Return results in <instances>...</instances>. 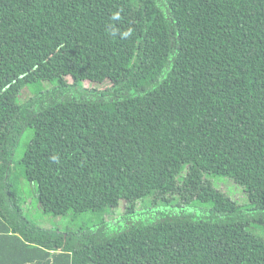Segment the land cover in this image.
<instances>
[{"label":"trees","instance_id":"trees-1","mask_svg":"<svg viewBox=\"0 0 264 264\" xmlns=\"http://www.w3.org/2000/svg\"><path fill=\"white\" fill-rule=\"evenodd\" d=\"M25 185L61 219L178 202L51 235L66 264H264V0H0V216L25 215Z\"/></svg>","mask_w":264,"mask_h":264},{"label":"rangeland","instance_id":"rangeland-1","mask_svg":"<svg viewBox=\"0 0 264 264\" xmlns=\"http://www.w3.org/2000/svg\"><path fill=\"white\" fill-rule=\"evenodd\" d=\"M177 18L180 21L182 33H186L190 29V23L185 17L182 10H179ZM133 28H136L137 19L132 17ZM126 70L121 65L114 66L109 79L104 81L102 84H89L88 82L83 83L84 87L87 88H96L98 90H104L111 86L113 83L118 81L124 74ZM18 97L19 102H23L26 99V95H31L30 90H23ZM25 140H21L16 154L20 156L24 150ZM17 158V157H15ZM215 187L226 193L229 197L236 200L239 204L244 205L246 203L245 196L242 192V189L235 185L230 179L226 177H212L210 179ZM21 194L25 198V203L29 211V215L35 216H52L51 214H44L41 207L38 205L34 198V186L25 185ZM153 196L146 197L135 203V208L133 213L126 211V203L120 202L119 206L115 210H108L104 212H83L77 215L73 213H68L62 217L60 226H63L67 233L76 234L77 237L88 236L91 233H96L98 235L108 236L113 234L116 231H121L131 226L133 223L144 221L148 222L153 220L155 217H160L162 213H168L170 211L178 212L177 201L173 200L170 204L164 203L163 199H158L159 203L156 205L152 204ZM183 205V202H181ZM23 207V206H22ZM170 209V210H169ZM169 210V211H167ZM194 210V209H192ZM158 211V212H157ZM180 211V210H179ZM198 212V211H197ZM179 213V212H178ZM199 214V213H197ZM260 229L258 225L257 231ZM261 230V229H260Z\"/></svg>","mask_w":264,"mask_h":264},{"label":"crops","instance_id":"crops-1","mask_svg":"<svg viewBox=\"0 0 264 264\" xmlns=\"http://www.w3.org/2000/svg\"><path fill=\"white\" fill-rule=\"evenodd\" d=\"M0 216V264H66V253L51 246L50 237L65 232L53 216ZM24 224V226H22Z\"/></svg>","mask_w":264,"mask_h":264}]
</instances>
